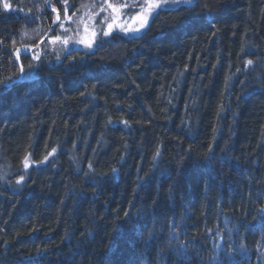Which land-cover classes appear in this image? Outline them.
Listing matches in <instances>:
<instances>
[{"label":"trees","instance_id":"1","mask_svg":"<svg viewBox=\"0 0 264 264\" xmlns=\"http://www.w3.org/2000/svg\"><path fill=\"white\" fill-rule=\"evenodd\" d=\"M65 1L60 29L0 0V82L28 73L0 86V264H264V0L161 7L17 65L25 29L102 4Z\"/></svg>","mask_w":264,"mask_h":264},{"label":"rangeland","instance_id":"2","mask_svg":"<svg viewBox=\"0 0 264 264\" xmlns=\"http://www.w3.org/2000/svg\"><path fill=\"white\" fill-rule=\"evenodd\" d=\"M194 1V0H193ZM43 3L46 2V0H42ZM49 2V0H48ZM140 0H108V3H112L113 5L120 7L122 5H127V7H121L120 9V14H119V19L117 20V23H124L126 26L129 27V30L127 32L121 31L119 27H113V29L110 31H120L122 33H126L129 35L133 34H139L141 31H143L144 28L147 27L150 19L152 16L148 18V22L145 25L144 28H141L138 32L134 31L136 27H138V22H134L130 19V17L134 16L138 11L139 8L134 6L138 5ZM65 3L68 5V0L65 1ZM89 1H86L80 5L79 9V14L76 16L78 17L76 19L75 23V30H72L69 34H61L58 37L60 39H55L56 37L51 36L48 39L45 38L46 33L49 31L44 30L42 26H34L32 29H25L23 33H21V38H23L25 41H28V43H22V39L20 40L21 42L15 41L12 43V59L15 60V58L19 57L20 53L23 51L30 50L32 48H35L32 50L33 57H37L40 54L42 55L44 50L47 49L48 51L56 54V56H59L60 54L63 55L62 53L65 51V48L67 47H72L74 45L76 46H82V39L88 36V33L85 32V25H87L88 29L93 30L96 33V36L94 38H90V40L95 44L98 42L96 40V37H101L102 35L105 36L103 33L104 31H108L107 29V23H105L104 26L101 24L104 23V18L108 16L109 18L111 17L112 13L111 10L107 8V5L105 3V0H102L101 6L98 8H94L93 6L89 5ZM181 4H173L169 2L164 8H171V7H176ZM49 6V5H48ZM101 7H104V11H101ZM64 16H60L59 19L55 18L56 22L55 25H58L59 23L62 24L60 26V29H63V23L70 24L73 23L74 16H68L67 18H63ZM89 19V20H88ZM99 20V23H96V20ZM111 22V20H109ZM68 31V30H67ZM109 33V34H110ZM70 37L73 39L71 40ZM70 39V42L68 41ZM65 40L67 43H65ZM47 41V42H46ZM62 43V44H61ZM92 44V46L94 45ZM91 49V48H90ZM19 50V51H17ZM17 56V57H16ZM24 68V67H23ZM27 72L24 71V74L21 75L20 72L17 74V76H14L12 79L4 80V82H0V86H2L4 83L8 84L12 80H20L22 77H26ZM31 74V72H29ZM21 76V77H20ZM28 162V161H27Z\"/></svg>","mask_w":264,"mask_h":264},{"label":"snow or ice","instance_id":"3","mask_svg":"<svg viewBox=\"0 0 264 264\" xmlns=\"http://www.w3.org/2000/svg\"><path fill=\"white\" fill-rule=\"evenodd\" d=\"M169 2L173 3V4H184V5H188L191 6L193 4V0H140V2L138 3V5H134L136 7L139 8V11L132 17H130V19L134 22H138V27H136L135 29H133L134 31L138 32L141 28H144L145 25L148 22V18L150 16H152L154 13L157 12L158 9H160L161 7L166 6ZM105 3L107 5V8L111 10V17L109 18L108 16H106L104 18V21L107 23V29L108 31H104V35L107 36L109 35L110 31L113 29V27H119L121 31L127 32L129 30V27L126 26L124 23H117V20L119 19V14H120V9L121 7H127V5H122L120 7H117L115 5H113L112 3H108V0H105ZM4 9H9L10 5L7 2V0H4L3 4H2ZM93 7H95V5H93ZM101 11H104V7H101L100 9ZM53 11H55V9H53ZM60 17L57 16V19H59ZM109 20H111V22H109ZM88 31L87 25H85V32ZM92 36L94 38L95 36V32L92 33ZM55 39H60V37H56ZM65 43H67V41L65 40ZM87 46L91 47L92 46V41L88 40L87 41ZM19 51V50H17ZM17 59H19V57H17ZM248 64H252V61H247ZM19 72L21 75L24 74V68L23 65L20 66ZM11 78H9L10 80ZM3 86H7V83H4ZM55 151V149H53V152ZM27 157H25V167H28V163H27ZM45 159H47V157H45ZM20 180H23V177L20 178ZM20 182V181H18Z\"/></svg>","mask_w":264,"mask_h":264},{"label":"bare ground","instance_id":"4","mask_svg":"<svg viewBox=\"0 0 264 264\" xmlns=\"http://www.w3.org/2000/svg\"><path fill=\"white\" fill-rule=\"evenodd\" d=\"M32 51H23V52H21L20 53V55H19V59H17V58H15V63L17 64V65H21V58H22V56H27V57H29L30 58V60H32V61H36L37 60V57L35 56V57H33V54L31 53ZM17 57V56H16ZM14 59V58H13ZM22 79H20V80H18V81H14V82H12V83H17V82H20ZM10 82V83H11Z\"/></svg>","mask_w":264,"mask_h":264},{"label":"water","instance_id":"5","mask_svg":"<svg viewBox=\"0 0 264 264\" xmlns=\"http://www.w3.org/2000/svg\"><path fill=\"white\" fill-rule=\"evenodd\" d=\"M46 1H47V0H46ZM55 13H56L57 16H59V14H58L57 11H56ZM54 25H55V24H54ZM54 25H53V26H54ZM49 33H50V31L47 33V35H48ZM12 82H14V81H12ZM12 82H11V83H12ZM11 83H10V84H11Z\"/></svg>","mask_w":264,"mask_h":264}]
</instances>
